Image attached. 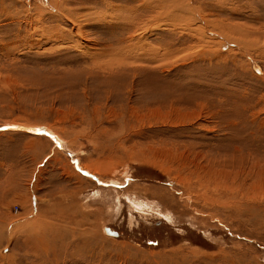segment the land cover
<instances>
[{"label": "rangeland", "instance_id": "rangeland-1", "mask_svg": "<svg viewBox=\"0 0 264 264\" xmlns=\"http://www.w3.org/2000/svg\"><path fill=\"white\" fill-rule=\"evenodd\" d=\"M0 264H264V0H0Z\"/></svg>", "mask_w": 264, "mask_h": 264}, {"label": "bare ground", "instance_id": "bare-ground-1", "mask_svg": "<svg viewBox=\"0 0 264 264\" xmlns=\"http://www.w3.org/2000/svg\"><path fill=\"white\" fill-rule=\"evenodd\" d=\"M148 3H149V2H148ZM60 13H62V12H60ZM63 14H64V13H63ZM64 15H65V14H64ZM116 17H117V15H116ZM73 18H74V17H73ZM201 18H202V17H201ZM203 18H204V17H203ZM68 20H69V19H68ZM74 20H75V19H74ZM69 21H70V20H69ZM78 21H79V20H78ZM78 21H77V22H78ZM73 22H74V21H73ZM78 23H79V22H78ZM71 24H72V23H71ZM79 25H80V24H79ZM219 34H220V33H219ZM202 35H203V34H202ZM144 47H145V46H144ZM112 49H113V48H112ZM134 49H135V48H134ZM131 51H132V50H131ZM133 52H134V51H133ZM133 52H132V53H133ZM151 53H152V52H151ZM109 54H110V53H109ZM115 54H116V53H115ZM122 54H124V53H122ZM122 54H121V55H122ZM133 54H135V53H133ZM127 56H128V55H127ZM128 57H129V56H128ZM119 58H121V57H119ZM122 58H123V57H122ZM134 58H135V57H134ZM148 58H149V57H148ZM95 59H96V60H99V57H97V54H95ZM110 59H112L111 56H110ZM113 61H114V60H113ZM95 62H96V61H95ZM116 62H117V63H120L121 60H120V61H116ZM110 64H111V63H110ZM113 64H114V63H113ZM121 64H125V62H124V63H121ZM130 64H132V63H130ZM135 64H137V63H135ZM135 67H136V66H135ZM113 68H114V67H113ZM123 69H125V68H123ZM133 69H134V68H133ZM139 69H141V68H139ZM142 69H143V68H142ZM118 70H119V69H118ZM126 70H127V69H126ZM128 70H129V69H128ZM116 71H117V70H116ZM139 71H140V70H139ZM119 72H121V71H119ZM119 72H118V73H119ZM121 73L123 74V72H121ZM116 74H117V73H116ZM213 175H214V174H213ZM202 176H203V175H202ZM87 178H88V177H87ZM88 179H89V178H88ZM97 191H98V190H97ZM134 200H135L136 202L139 201L138 203H141V205H144V204L142 203V200H140V199H138V198H135V197H134ZM141 205H140V206H141ZM138 207H139V206H138ZM141 208H142V206H141ZM143 208H144V206H143ZM145 211H146V210H145ZM10 224H11V223H10ZM6 229H7V228H6Z\"/></svg>", "mask_w": 264, "mask_h": 264}, {"label": "water", "instance_id": "water-1", "mask_svg": "<svg viewBox=\"0 0 264 264\" xmlns=\"http://www.w3.org/2000/svg\"><path fill=\"white\" fill-rule=\"evenodd\" d=\"M107 230L110 231L112 234H114L109 228Z\"/></svg>", "mask_w": 264, "mask_h": 264}, {"label": "crops", "instance_id": "crops-1", "mask_svg": "<svg viewBox=\"0 0 264 264\" xmlns=\"http://www.w3.org/2000/svg\"><path fill=\"white\" fill-rule=\"evenodd\" d=\"M43 130H45V129H43ZM46 132H49V131H46Z\"/></svg>", "mask_w": 264, "mask_h": 264}]
</instances>
